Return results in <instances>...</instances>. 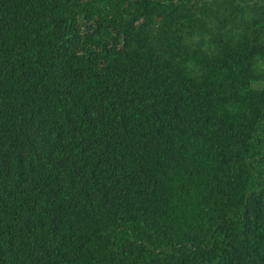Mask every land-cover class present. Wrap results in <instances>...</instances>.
Wrapping results in <instances>:
<instances>
[{"label":"trees","instance_id":"trees-1","mask_svg":"<svg viewBox=\"0 0 264 264\" xmlns=\"http://www.w3.org/2000/svg\"><path fill=\"white\" fill-rule=\"evenodd\" d=\"M0 264H264V0H0Z\"/></svg>","mask_w":264,"mask_h":264}]
</instances>
